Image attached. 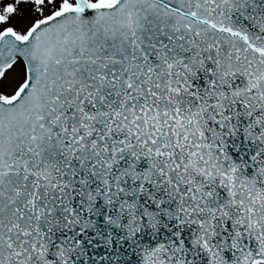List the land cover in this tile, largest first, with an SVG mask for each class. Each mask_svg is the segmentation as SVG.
Segmentation results:
<instances>
[{
	"label": "snow or ice",
	"instance_id": "snow-or-ice-1",
	"mask_svg": "<svg viewBox=\"0 0 264 264\" xmlns=\"http://www.w3.org/2000/svg\"><path fill=\"white\" fill-rule=\"evenodd\" d=\"M0 264H264V0H0Z\"/></svg>",
	"mask_w": 264,
	"mask_h": 264
}]
</instances>
